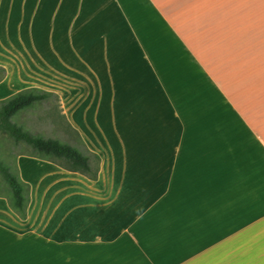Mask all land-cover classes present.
Instances as JSON below:
<instances>
[{"label":"crops","instance_id":"crops-1","mask_svg":"<svg viewBox=\"0 0 264 264\" xmlns=\"http://www.w3.org/2000/svg\"><path fill=\"white\" fill-rule=\"evenodd\" d=\"M0 66L100 158L17 156L0 264H264V0H0Z\"/></svg>","mask_w":264,"mask_h":264},{"label":"trees","instance_id":"trees-1","mask_svg":"<svg viewBox=\"0 0 264 264\" xmlns=\"http://www.w3.org/2000/svg\"><path fill=\"white\" fill-rule=\"evenodd\" d=\"M4 77L5 69L0 66V81ZM50 96L58 99V95L54 92L29 87L1 99L0 130L7 133L15 141H21L28 145L31 151L25 153L26 155L51 161L66 170L79 172L95 179L100 162L97 154L89 151L83 153L76 147L56 138L34 134L12 120V115L19 110L31 107ZM0 176L10 189V195L7 196L10 206L20 217L24 218L29 200V184L21 180L19 175L12 171L1 159ZM0 194L3 193L0 192Z\"/></svg>","mask_w":264,"mask_h":264},{"label":"rangeland","instance_id":"rangeland-1","mask_svg":"<svg viewBox=\"0 0 264 264\" xmlns=\"http://www.w3.org/2000/svg\"><path fill=\"white\" fill-rule=\"evenodd\" d=\"M8 89L9 87L4 88L5 91ZM14 93H8L4 98ZM4 98H0V100ZM12 120L34 134L56 138L86 153L78 137L71 129L62 113L59 97L57 99L54 96H50L35 103L31 107L21 109L12 115ZM30 151L31 148L28 145L21 141H15L7 133L0 130V159L7 164L12 171L18 174L17 156L29 153ZM0 192L7 196L10 195V189L1 176Z\"/></svg>","mask_w":264,"mask_h":264}]
</instances>
